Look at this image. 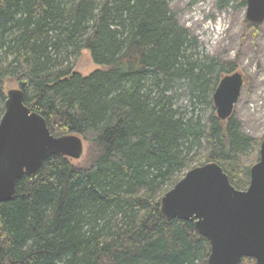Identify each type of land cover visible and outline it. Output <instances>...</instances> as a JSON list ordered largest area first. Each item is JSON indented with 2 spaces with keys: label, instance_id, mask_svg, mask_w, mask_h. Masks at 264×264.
I'll list each match as a JSON object with an SVG mask.
<instances>
[{
  "label": "trees",
  "instance_id": "obj_1",
  "mask_svg": "<svg viewBox=\"0 0 264 264\" xmlns=\"http://www.w3.org/2000/svg\"><path fill=\"white\" fill-rule=\"evenodd\" d=\"M171 1L0 0V119L8 79L53 136L78 135L91 158L79 168L51 156L18 181L0 203L2 264H207L208 241L165 219L160 200L209 162L244 190L242 160L258 142L217 118L212 95L233 68L199 51ZM231 2L246 7L217 5ZM83 50L99 68L85 76L71 61Z\"/></svg>",
  "mask_w": 264,
  "mask_h": 264
},
{
  "label": "water",
  "instance_id": "obj_2",
  "mask_svg": "<svg viewBox=\"0 0 264 264\" xmlns=\"http://www.w3.org/2000/svg\"><path fill=\"white\" fill-rule=\"evenodd\" d=\"M245 4V19L261 24L264 0ZM242 86L239 73L219 81L212 102L220 121L232 116ZM83 145L75 134L53 136L46 120L25 105L23 92L8 90L0 119V203L12 200L18 181L34 174L49 157L80 159ZM159 211L167 220L193 222L209 243L207 264H240L243 258L264 264V140L245 190L236 189L218 164L204 163L188 170L162 196Z\"/></svg>",
  "mask_w": 264,
  "mask_h": 264
},
{
  "label": "rangeland",
  "instance_id": "obj_3",
  "mask_svg": "<svg viewBox=\"0 0 264 264\" xmlns=\"http://www.w3.org/2000/svg\"><path fill=\"white\" fill-rule=\"evenodd\" d=\"M170 9L179 25L196 39L199 51L209 58L230 64L233 68L230 74H241L243 86L234 105L232 118L239 123L244 134L258 142L255 151H251L242 160L251 168L258 162L260 143L264 140V21L259 25L250 23L253 27L248 25L245 19L246 7H240L236 2L220 9L217 0H172ZM71 61L74 70L84 76L99 69L88 51H81ZM224 76L226 74H222L220 80ZM17 88L14 81L7 79L4 83L5 93ZM181 105L188 106L185 101ZM83 146L82 157L78 160L70 159L79 168L88 167L91 161L87 143L84 142ZM200 154L203 158L205 150ZM196 164L192 163L193 166Z\"/></svg>",
  "mask_w": 264,
  "mask_h": 264
}]
</instances>
